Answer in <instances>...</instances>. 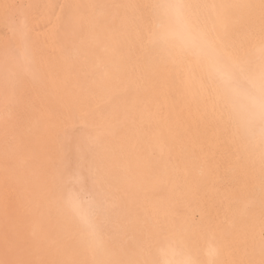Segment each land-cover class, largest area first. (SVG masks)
I'll return each mask as SVG.
<instances>
[{
	"label": "snow or ice",
	"instance_id": "obj_1",
	"mask_svg": "<svg viewBox=\"0 0 264 264\" xmlns=\"http://www.w3.org/2000/svg\"><path fill=\"white\" fill-rule=\"evenodd\" d=\"M32 7L0 0V264H264V0L64 5L70 38L53 54L33 39ZM160 82L175 85L196 127L207 124L243 162V180L223 181L231 218L215 204L186 217L144 194L156 180L182 199L208 179L193 125L152 100ZM32 96L52 104L25 149L14 119ZM69 141L86 168L69 162ZM12 184L25 208L19 220L7 212Z\"/></svg>",
	"mask_w": 264,
	"mask_h": 264
},
{
	"label": "bare ground",
	"instance_id": "obj_2",
	"mask_svg": "<svg viewBox=\"0 0 264 264\" xmlns=\"http://www.w3.org/2000/svg\"><path fill=\"white\" fill-rule=\"evenodd\" d=\"M11 2L35 6L26 8L28 23L33 29V39L49 54H53L64 39L70 38L65 36L68 10L62 6L81 3H129L137 2V0H11ZM5 31L3 23L0 22V51L5 45ZM152 100L162 112H171L179 120L193 125L192 136L197 140L198 170H201L208 179L198 194L188 195L182 199L177 198L171 189L164 187L156 180L145 182L144 194L149 197L153 204L159 203L162 198L171 200L174 211L186 217L206 215L210 204H215L216 207L220 208L222 219L225 214L231 218V213L227 212V201L221 205L222 193L228 190L227 184L223 181L226 173L229 177L238 176L243 180L245 173L243 162L236 161L230 148L207 124L196 127L197 117L194 113L189 112L186 98L175 85L170 82H160L152 92ZM51 104L52 102L47 98L34 96L24 102L14 119L16 143L23 145L25 149L33 146V135L34 133L38 134V130L43 127V121L48 116L45 109ZM29 105L32 106L29 107ZM63 127H70V124L63 125ZM3 138V117L2 112H0V227L3 225L5 214ZM67 152L72 166L83 164L86 168L87 160L79 154L74 142H68ZM12 163L18 170H23V159L20 156H17ZM257 199H259L258 194ZM7 212L13 220H19L25 213L15 184L10 185L7 189ZM213 214L215 215V210ZM253 215L258 220V208ZM224 226L228 227L229 225L225 223ZM248 239L247 232L241 227L235 236L236 243L243 248Z\"/></svg>",
	"mask_w": 264,
	"mask_h": 264
}]
</instances>
